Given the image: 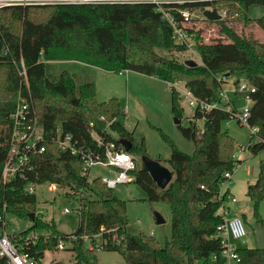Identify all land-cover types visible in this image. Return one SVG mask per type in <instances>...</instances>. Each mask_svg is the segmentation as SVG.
<instances>
[{
  "label": "trees",
  "instance_id": "16d2710c",
  "mask_svg": "<svg viewBox=\"0 0 264 264\" xmlns=\"http://www.w3.org/2000/svg\"><path fill=\"white\" fill-rule=\"evenodd\" d=\"M253 5L264 7V0L214 3L227 16L219 21H205L217 27L219 33L210 42L204 41L202 29L196 31L195 48L201 58L196 67L157 54V48L177 53L187 46L174 42L171 25L152 3L71 1L0 8V214L12 213L28 219L35 214L29 229L12 235L23 252L44 264L46 253L55 251L60 240H64L76 264H97L96 252L87 247L82 237L89 236L96 244L98 235L107 241L102 250L120 253L126 264H222L221 241L211 237L223 221L219 209L228 201V193L220 198L222 186L231 180L226 175L233 176L242 162L236 156L233 138L223 126L236 119L248 96L252 101L248 125L258 131L252 133L247 149L253 155L264 153V41L254 32H246L254 25L264 28V16L250 18ZM209 6L195 3L181 7ZM21 61L27 69L31 105L45 134V152L34 157V169L28 178L57 184L67 190L66 196L79 201L80 225L72 234L61 232L53 219L38 214L37 197L24 191L25 180L16 178L3 183V168L10 151V114L17 107L21 88ZM59 61L79 62L108 72L133 71L173 86L182 82L198 100L217 105L208 111H195L186 126L179 123L183 137L194 144L192 154L183 152L163 135L171 147L168 167L175 172L166 189L141 169V158L148 155L146 142L144 137L137 140L126 129V103L117 97L100 102L93 81L79 84L69 71H54V64ZM225 77L235 78L234 92L226 103L231 105L230 111L224 108L226 105L219 106ZM242 77L256 88L255 92L239 90ZM173 86L171 110L181 121L185 111ZM29 93L25 89L23 95ZM198 121H202V127ZM59 128L72 135L77 148L85 152L104 151L92 133L105 142H116L119 147H123L121 138L131 142L129 153L136 162L132 181L146 193L149 202L164 203L171 209L172 235L164 245L153 236L128 231L126 202L99 178L89 181L83 174L81 156L54 140ZM247 196L260 225L264 158L256 181L248 186ZM34 236L38 239L32 242ZM69 236L76 240H69ZM238 253L241 264H264V248H240ZM0 264L8 262L0 258ZM49 264L65 263L53 260Z\"/></svg>",
  "mask_w": 264,
  "mask_h": 264
},
{
  "label": "rangeland",
  "instance_id": "374dc122",
  "mask_svg": "<svg viewBox=\"0 0 264 264\" xmlns=\"http://www.w3.org/2000/svg\"><path fill=\"white\" fill-rule=\"evenodd\" d=\"M264 16V7L253 5L249 10V17L258 19ZM197 25L202 28L204 39H209L219 35L215 26H210L205 21H200ZM241 30V27L239 28ZM216 31V32H215ZM254 32L255 36L264 41V28L254 25L246 32ZM157 54L176 58L179 53L180 62L185 58L194 60L198 65L201 64V58L195 45L187 52H169L161 48L156 49ZM67 70L74 74L77 83L93 81L96 86L97 99L100 102L108 101L113 97L122 99L126 103V129L134 134L137 140L144 137L148 156L152 159L162 160V164L168 167L167 161L171 157V147L164 140L163 135H167L179 149L187 154H192L194 144L183 137L179 128L178 121L171 110V86L169 83L161 81L156 77L146 76L141 73L128 72H108L98 67L86 65L73 61H59L54 64V71L60 72ZM234 77L228 78V84L224 86L227 95L235 89ZM242 83H246L245 77L240 78ZM178 88L185 85L178 82ZM184 116L181 119V125L186 126L189 118L192 117L193 109L187 101L182 104ZM202 122V121H201ZM198 123L202 127V123ZM224 130L233 138L236 145V156L241 157V164L234 172L230 181L226 183L231 188L237 201L231 203V216L241 217L247 229V236L237 242L241 248L256 247L255 232L259 227L264 232V203H261L258 209V216L262 224L254 215L253 203L247 196L248 186L254 183L258 177L260 162L264 158V153L253 155L248 149L250 138L254 132L247 124L241 125L236 119L225 123ZM257 138H255V141ZM110 169L104 167H94L89 175V181L103 176H110ZM67 190L58 188L57 192H48L47 185H43L36 190V197L39 208L44 212V217L48 220L53 219L58 229L66 234H72L78 230L80 225L79 201L66 196ZM113 193L116 197L124 200L127 204V213L129 218L128 231L134 235L144 234L153 236L165 244L172 235V215L171 209L164 203H151L147 199L146 193L134 182L118 185ZM69 209L70 214H64V210ZM160 214L165 220L158 224L156 214ZM6 231L8 234H18L29 229L32 221L28 218H19L12 213L6 214ZM153 233V235H151ZM70 246V245H67ZM98 257L97 264H126L124 257L118 252L96 250ZM63 261L65 264H76L75 256L72 251L55 250L47 252L44 263L51 261Z\"/></svg>",
  "mask_w": 264,
  "mask_h": 264
},
{
  "label": "built area",
  "instance_id": "2783aa9c",
  "mask_svg": "<svg viewBox=\"0 0 264 264\" xmlns=\"http://www.w3.org/2000/svg\"><path fill=\"white\" fill-rule=\"evenodd\" d=\"M71 1L109 3L147 2L155 4L157 6V11L161 12L171 25L174 42L178 45H186L187 49L183 52H187L190 50L192 45H195L194 36L196 31L202 29L197 25V23L200 21H206L208 19L203 15L202 8H183L181 6L195 3H208L210 6L203 8L213 10L216 9L214 7V3L226 0H0V8L15 5L26 6L31 3H55ZM165 5H169L170 7L166 8L164 7ZM217 11L218 14L221 15V19L226 18V11ZM216 37L218 36L216 35L215 38ZM213 38L214 37L210 36L209 39H204V41L210 42V40ZM179 56V53L176 54L177 60H179ZM185 59L186 60L183 61L184 63L189 60L188 58ZM122 72H128V70ZM19 76L21 78V88L17 107L15 111L10 114V122L12 124L10 151L8 159L3 168V183L6 184L7 182L19 178L26 181L24 185V191L28 195L36 196V190L43 185H47L48 192L54 193L58 191V188L60 187L59 185L52 184L50 182L39 183L37 181H31L28 178V174L33 172L34 169V157L45 152V147L43 146L45 134L39 118L31 105L32 98L29 93V79L27 69L23 61H21V66L19 68ZM226 84H228L227 77L224 78L223 89L220 96L222 104L219 106L221 107L230 102L229 95H227V91L224 90V86ZM177 85L178 83L174 86L180 94V101H187L188 105L193 109V112L197 110L208 111L214 106H217L209 105L204 101L198 100L187 87L184 86L183 88H178ZM25 89L28 91L29 96L23 95ZM239 90L245 93H253L256 91V88L248 82H241ZM251 105L252 101L248 96L244 105L239 108V111L236 114V120L241 125L249 124ZM224 108L230 111L231 105H226ZM91 125L93 126V124ZM253 131L257 132L258 129L255 128ZM92 136L96 140L98 146L104 149L102 153L96 154L91 151H80L77 148L76 143L73 141L72 135L65 134L60 128L57 129L54 140H56L62 148L70 150L72 154L81 156L84 162V175L89 177L92 169L97 166L110 169L112 173L110 176L98 177L108 188L114 190L118 185L132 182L131 172L136 168L135 157L129 152H126L123 147H119L116 142H105L104 139L98 137L95 133H92ZM239 160L243 161L240 158ZM226 176L229 179L232 178L231 174H227ZM225 185L226 183L222 186V188ZM221 197L222 195L220 194V198ZM228 199L232 202H236L234 197H228ZM63 213L67 215L70 214V211L69 209H65ZM6 214H0V258L6 259L8 264H39L34 256L27 252H23L21 248L13 241L12 235L7 233V223L5 219ZM38 214L43 215L44 212L40 209ZM219 214L222 216L223 221L217 227L216 234L212 236L211 239H219L221 241L222 254L220 260L222 264H241V257L238 253V250L241 247L237 245V242L243 240L248 235L245 223L241 217L231 216L232 210L226 205V203L220 207ZM95 238L97 239L96 244L91 241L89 236L84 235L82 240L86 243L87 247L91 251L96 252L97 249L102 250L103 246L107 244V241H102L98 235H96ZM37 239V236H34L32 238V242H35ZM69 240H76V237L69 236ZM57 250H66V243L64 240H60ZM216 259L217 258L214 257V260ZM196 264L198 263L196 262Z\"/></svg>",
  "mask_w": 264,
  "mask_h": 264
},
{
  "label": "water",
  "instance_id": "95a60500",
  "mask_svg": "<svg viewBox=\"0 0 264 264\" xmlns=\"http://www.w3.org/2000/svg\"><path fill=\"white\" fill-rule=\"evenodd\" d=\"M202 12L203 15L210 21L214 22L221 20V15L218 14V11L216 9L209 10L202 8ZM185 65L189 67L198 66V64L194 60H187L185 62ZM119 141L124 147L125 151L129 152L132 146L131 142L122 138ZM141 169L148 172L154 182L162 189H166L175 177V172L173 170H171L167 166H164L160 161L152 159L148 155H145L141 158ZM29 218L31 221H33L35 219V214H31ZM156 219L158 224H162L165 222L163 217L158 213L156 214ZM255 236L257 243L256 248H264V232L261 227H259L255 232Z\"/></svg>",
  "mask_w": 264,
  "mask_h": 264
},
{
  "label": "crops",
  "instance_id": "0c3cea01",
  "mask_svg": "<svg viewBox=\"0 0 264 264\" xmlns=\"http://www.w3.org/2000/svg\"><path fill=\"white\" fill-rule=\"evenodd\" d=\"M170 86H171V88H172V86L173 85H171L170 84ZM174 88H175V86H173ZM183 103V101H181V104ZM193 114H194V112H193ZM193 114H192V116H193ZM177 119V118H176ZM179 121V120H178ZM178 123H180V121L178 122ZM198 123H200V121H198ZM202 123V122H201ZM238 157H241L240 155L238 156ZM169 168V167H168ZM232 191H231V188L230 187H228V185H225L223 188H222V192H221V195H223L224 193H228V197H234L235 199H236V197L234 196V194H232L231 193ZM236 201H237V199H236ZM235 203V202H232L231 200H229L228 199V201L226 202V205L231 209V207H230V204L231 203ZM232 210V209H231ZM151 235H153V233L151 234ZM49 264V263H48Z\"/></svg>",
  "mask_w": 264,
  "mask_h": 264
}]
</instances>
